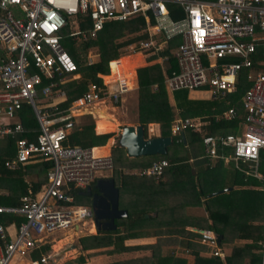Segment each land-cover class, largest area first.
Here are the masks:
<instances>
[{
	"label": "built area",
	"instance_id": "2783aa9c",
	"mask_svg": "<svg viewBox=\"0 0 264 264\" xmlns=\"http://www.w3.org/2000/svg\"><path fill=\"white\" fill-rule=\"evenodd\" d=\"M167 3L177 4L182 16L172 18ZM80 14L90 19L87 31L79 29L75 16ZM135 15L142 16L146 37L127 44L128 53L148 57L168 39L179 37L172 53L175 68L163 80L170 92L201 89L218 99L235 90L238 72L247 69L249 85L240 96V121L232 132L208 134L201 142L205 157L232 162L255 177L264 191V173L257 169L259 152L264 150V0H0V138L14 140L13 156L4 166L12 170L37 158L51 161L40 190L21 195L17 205H0V214L22 218L9 223L12 234L0 224V264H13L15 256L29 257L34 249L49 244L48 252L32 262L48 264L53 262V232L95 228L91 206L74 203L71 192L84 190L100 176L96 173L111 170L112 159L108 153H94L92 147L63 141L72 118L88 113L97 103L119 104L134 85L122 75L102 80L110 72L97 74L101 85L89 81L85 91L62 108L66 94L59 83L68 76L77 79L79 73L61 43V30L72 23L76 28L69 37L95 38L105 21ZM161 60L166 57L158 56L157 62ZM91 62L88 59L87 64ZM42 78L48 82L42 85ZM23 105L29 106L37 122L31 138L16 137L25 130L18 119ZM223 113L224 119L237 116L232 106ZM203 124L200 119L179 118L172 122L170 133L199 130ZM167 164L164 158L156 159L137 173L156 178ZM198 233L205 253L222 258L214 232Z\"/></svg>",
	"mask_w": 264,
	"mask_h": 264
},
{
	"label": "trees",
	"instance_id": "16d2710c",
	"mask_svg": "<svg viewBox=\"0 0 264 264\" xmlns=\"http://www.w3.org/2000/svg\"><path fill=\"white\" fill-rule=\"evenodd\" d=\"M167 9L174 19L183 14L174 3H167ZM75 18L79 29H89L90 19L87 14L76 15ZM67 26L61 30L62 45L70 39ZM144 27L140 15L124 20H107L95 38L82 39V48L66 46L64 49L76 64L79 77L72 79L68 76L65 82L59 83L66 94L60 106L66 107L71 99L85 91L89 81L101 85L97 74H107V63L121 56L127 44L144 39ZM165 42L162 49L146 58L148 61L157 56L166 57L163 68L158 63H151L136 69L137 122L142 125L144 132L148 123H157L159 136H169L171 142L165 154L151 155L146 162L130 164L128 161L124 165L125 170L116 169L115 164L112 165V178L116 179L114 185L118 189V207L125 209L126 215L114 220L115 228L112 230H97L93 234L79 237L80 249L109 247L105 250L108 253L137 248L150 251L149 256L104 264H259L260 254L256 250L264 244V191L259 189V181L255 177L245 175L232 163L226 167L220 158L205 157L201 142L205 135L223 133L236 126L239 118L222 119L221 113L231 106L237 114L240 113V96L249 85L245 78L247 69L238 72L235 90L227 93L223 99L194 100L187 97L186 89H179L172 92V104L168 100L163 80L164 75L175 68L171 51L179 42L175 38ZM67 45L72 44L68 42ZM89 48L95 49L97 59L87 64ZM47 82L42 78V85ZM176 115L199 117L204 124L199 130L184 129L183 137L179 133L171 134L170 124ZM78 118H72L73 126L63 144L100 146L112 135L95 134L89 114H82ZM18 119L25 130L16 137L31 138L37 131V122L29 106H22ZM77 120L80 122L77 123ZM13 142L12 138H0V205H17L19 197L28 194V191L34 195L46 183V171L51 166V161L37 158L18 168L7 169L4 161L13 156ZM226 151L224 149L223 153ZM158 158H164L168 163L158 177L140 176L137 173L140 167H146ZM134 166L138 169L132 173L130 169ZM257 169L264 173V150L259 152ZM228 187L223 192H216ZM79 192V189L71 192L74 203L88 205L90 198ZM189 206H203L204 217L187 215ZM21 219L0 214L2 225H8L12 220L18 223ZM191 228H208L220 234L219 244L229 245V253L223 258L207 255V247L198 242L199 234ZM143 236H154L155 240L140 246L124 244L126 239ZM237 240L247 242L238 244L235 243ZM176 246L182 247L192 259L188 261L182 255H175ZM48 249L47 244L34 249L30 259H38ZM76 262L82 264L83 255H79Z\"/></svg>",
	"mask_w": 264,
	"mask_h": 264
},
{
	"label": "rangeland",
	"instance_id": "374dc122",
	"mask_svg": "<svg viewBox=\"0 0 264 264\" xmlns=\"http://www.w3.org/2000/svg\"><path fill=\"white\" fill-rule=\"evenodd\" d=\"M76 28L74 24L72 23H68V30L70 31L72 28ZM82 39L81 38H78V37H74V38H71L67 41V43L69 42V44H72V45H67V43L63 42V45H64V48H66V46H72V47H79V48H82V43H81ZM175 51V49H174ZM173 51V52H174ZM88 55L86 56V63H88V59H91L92 61H95L97 59V54L95 52V49L94 48H89L88 51H87ZM127 54H132V53H128L126 50H124L123 54L122 55H126L124 57H129L131 55H127ZM146 56L144 55L143 57V60H145L146 63H144L142 60H141V63L139 65L136 66L137 67H141V66H144V65H147V64H151V63H155L158 61V59L156 58L155 60L154 59H151V60H148L146 61ZM119 58V57H118ZM158 63V62H157ZM131 64L132 63H129L126 65V67H131ZM111 61H109L107 63V69H108V72H110L109 76L111 78L113 77H120L121 75L123 77H125L128 81H129V76L128 74L130 75L131 74V71L128 73V71L124 70L125 72L123 73V71L119 72V73H114V71H112V67H111ZM160 65V64H159ZM164 65V63H163ZM161 66V65H160ZM162 67V66H161ZM129 70V69H128ZM101 79H107L106 76L105 77H101ZM164 83V82H163ZM165 87V85H164ZM166 88V87H165ZM196 90V91H195ZM132 91V92H131ZM131 91L129 90L127 93H125L124 95V100L122 102L121 105L117 104L115 105L114 109H105L103 107H100L98 109V113L99 112H102V114H99V118L106 116L105 113H110L108 115V119L109 121L111 122L112 120V116L115 118V120H117V123L118 125H125V123H134L135 121V118L133 116V107H134V104L132 105L130 101H134L135 99V91H137V89L133 90L131 89ZM177 91V90H176ZM191 91H194V92H191ZM199 91V92H198ZM203 91V90H202ZM167 94L169 97H171L172 95V92L166 90ZM191 92V93H195V92H198L200 95H202L203 97H207L208 94L207 92L205 93H202L201 90L199 89H193V90H187V97L192 99L188 93ZM204 92V91H203ZM136 96H137V92H136ZM127 97V98H126ZM110 105H113L114 104H110L109 105H106V106H110ZM224 112V111H223ZM222 112V113H223ZM221 113V115H222ZM95 117H92L90 115V119L91 120H94ZM107 118V117H106ZM77 119H79L77 117ZM176 119H179V118H176ZM194 121H199V117L196 118L194 117L193 118ZM222 119H224V113H223V116H222ZM82 120V118H80V121ZM201 120V119H200ZM79 120H77V123L80 122ZM206 123V122H205ZM172 124V123H171ZM149 124H147L148 126ZM171 126V125H170ZM112 136H115L112 135ZM111 137V136H110ZM109 137V138H110ZM118 137L119 136H116L115 137V145L116 146H119L118 145ZM177 150V148H176ZM123 149L121 147H114V148H111V154H112V160H113V165L115 164V168L116 169H124L125 168V163H128V161L123 157ZM230 165V164H229ZM228 164H227V167H230ZM113 169V168H112ZM111 169V170H112ZM111 170H103L101 171L100 173H96L95 175L98 176V175H101V176H108V175H111ZM125 170V169H124ZM134 172V171H133ZM132 172V173H133ZM192 207H195V209H193ZM191 209V212L192 214H189V216H201V217H204L205 215V212L203 211V206H189L187 207V215ZM6 225V224H5ZM7 228V232L10 234H12L13 232V226H11L10 224L6 226ZM203 229H208V228H203ZM191 230H194L198 233V231L202 230V229H198L196 230V228H191ZM211 230V229H209ZM213 231V230H211ZM96 230L95 228H87V230H81V231H77L76 233H69V232H65L64 231H56V232H53L52 235L50 236V238H54V241L50 242V244H53L52 246V249L54 251V254H53V262H49L48 264H78L76 262V258L79 256V255H83V250L80 249V246L78 244V238L83 236V235H89V234H93L95 233ZM214 232V231H213ZM199 234V233H198ZM214 234L216 235V241H217V244H218V247H219V250L223 253V256L227 253H229V249L230 246H225L224 244H219V241L217 240V234L214 232ZM12 237V236H11ZM60 240V242L58 243L57 241ZM220 240V239H219ZM60 244V245H59ZM175 255H182L184 256L188 261H190L192 258L191 256L187 255V253H185L186 251L183 250V248H175ZM208 255V254H207ZM86 254L83 255V257H85ZM88 256V254H87ZM222 256V258H223ZM27 257L26 256H15L13 259H12V262L13 264H22V263H27L29 261H27ZM27 261V262H26ZM29 264H31L29 262Z\"/></svg>",
	"mask_w": 264,
	"mask_h": 264
},
{
	"label": "crops",
	"instance_id": "0c3cea01",
	"mask_svg": "<svg viewBox=\"0 0 264 264\" xmlns=\"http://www.w3.org/2000/svg\"><path fill=\"white\" fill-rule=\"evenodd\" d=\"M175 39H176V42L178 43L179 42V37H174ZM166 43V42H165ZM165 43L164 44H161V47H160V49H162L163 47H164V45H165ZM159 49V50H160ZM174 51V50H173ZM173 51H171L172 53H173ZM171 53V54H172ZM127 55H131V56H129V57H124V56H126V55H121V56H119V58H117V60L118 59H121V58H130V57H132V59L134 58V57H137V56H141V58H140V61L142 60L144 63H146L145 62V60H143V56L141 55V54H139V53H135V54H127ZM151 55V54H150ZM158 59V56L157 57H155V58H152V59ZM129 60V62H131V61H134V59L133 60ZM151 60V59H150ZM167 60V59H166ZM166 60H161V61H159L158 62V64H160L161 66H162V68H163V63H165V61ZM113 61H115V60H111V64H112V62ZM141 62H139L137 65H139ZM155 63H157V62H155ZM137 65H134V66H132L131 67V69H129V70H127L128 71V73L131 71V74L129 75L128 74V78H129V81H131V84H133L134 85V88H132L133 90H135V89H137V77H136V69L138 68H136V66ZM111 67H112V65H111ZM113 71V70H112ZM126 71V70H125ZM125 71H123V73L125 72ZM135 72V73H134ZM115 73V72H114ZM107 78L108 77H110L109 75L108 76H106ZM166 89V88H165ZM167 90V89H166ZM199 90H201V89H199ZM131 91V90H130ZM196 91V90H195ZM204 91V90H203ZM202 90H201V92L202 93H205V91L203 92ZM132 92V91H131ZM136 92L137 91H135V99H134V101H130L131 102V104L133 105L134 104V107H133V116H134V118H135V121H134V123H125V125H136V124H138V122H137V96H136ZM173 92V91H172ZM191 92H194V91H191ZM191 92H189L188 93V95L192 98V99H194V100H200V99H211L209 96H207V97H203L202 95H200L198 92H195L194 94L193 93H191ZM129 93V92H128ZM127 98V97H126ZM224 98V96H222L221 98H218V99H211V100H220V99H223ZM125 98L123 97L122 98V101L120 102V104L119 105H121L122 104V102H123V100H124ZM168 100H169V102L170 103H172L173 101H172V96L171 97H169L168 96ZM173 104V103H172ZM106 105H109V103H106V102H103V103H97V104H95V105H93V106H91L89 109H88V113L87 112H85V111H83L84 113L83 114H89V115H91L92 117H95L94 118V120H93V132L95 133V134H103V133H112V135H114L115 134V136H112L111 135V137L109 138H107V140H106V142L103 144V145H100V146H92V148H93V150L94 149H106V151H100V152H97L98 154H109L110 155V157H111V159H112V154H111V148H114V147H121L122 149H123V151H124V153H123V156H125L127 159V161H129L130 162V164H131V162H132V164L133 163H135V164H140L141 162H146V159H147V157H149V156H151V155H141V156H134V157H131V156H128L127 154H126V151H125V149H124V147L122 146V145H120L119 143H118V145L119 146H116L115 145V137L116 136H119L120 135V133H121V130H122V127L123 126H125V125H118V123H117V120H115V118L112 116V120H111V122L109 121V119H108V115L110 114V113H105L106 114V117H101V118H99V117H97L98 115V109L100 108V107H103V108H105V109H107V108H109V109H114V107H115V105L113 106V105H110V106H106ZM175 112H176V109H175ZM238 112H240L239 114H237V116L235 117V118H239V121H240V114H241V107H240V110L238 111ZM176 118H185V117H180V116H177L176 115V117L172 120V122L174 121V120H176ZM187 118H191V119H193L194 117H187ZM196 118H198V117H196ZM234 118V119H235ZM76 121V120H75ZM239 121H237V123L239 122ZM171 122V123H172ZM237 123H236V125H237ZM149 125L148 126H146V132H145V137H151V136H157V135H159L158 134V126H157V123H148ZM171 125V124H170ZM148 128H151V132L149 133L148 132ZM169 130H170V128H169ZM234 129H232V128H230V130H228V131H225V132H223V133H215V134H224V133H227V132H232ZM95 153V152H94ZM152 155H154V154H152ZM159 159V158H158ZM112 163H113V160H112ZM140 168H142V167H140ZM136 169H138V167H132L131 169H130V172H133V171H135ZM112 172H113V169L111 170V175H108V176H98V178H100V177H102V178H112L113 177V175H112ZM97 178V177H96ZM112 180H113V183H114V181L116 180V179H113L112 178ZM116 183V182H115ZM115 186V185H114ZM223 192V191H222ZM120 208V207H119ZM193 209H195V207H192ZM191 208V209H192ZM123 209V208H122ZM190 209V208H189ZM191 209H190V211H189V213L188 214H192V212H191ZM187 211V210H186ZM152 215V214H151ZM91 230H92V228H91ZM154 240H155V237L154 236H143V237H137V238H129V239H126V240H124V244L125 245H127V246H140V245H144V244H151V243H153L154 242ZM60 240H58L57 242H59ZM245 242H247V240H237V241H235V243H238V244H242V243H245ZM260 244V243H259ZM263 245V244H262ZM180 246H176L175 248H179ZM180 248H182V247H180ZM109 249V247H103V248H98V249H88V250H83L84 252H83V255L84 254H86V256L85 257H83L84 258V262L82 263V264H104V263H108V262H112V261H122V260H126V259H131V258H136V257H144V256H149V254H150V251H149V249H141V248H137V249H131V250H128V251H122V252H118V253H108V252H106L105 250H108ZM229 249V248H228ZM229 251V250H228ZM48 252V251H47ZM46 252V253H47ZM256 252H258L259 254H260V263L259 264H264V251L262 250V246L260 245L259 246V248L256 250ZM174 253H176V252H174ZM42 254H44V253H42ZM87 254H88V256H87ZM177 254V253H176ZM27 261H29L30 263L31 262H33L32 260H30V256L29 257H27ZM26 261V262H27ZM29 262H27V263H29ZM25 263V262H24ZM24 263H22V264H24ZM31 264H33V263H31Z\"/></svg>",
	"mask_w": 264,
	"mask_h": 264
},
{
	"label": "water",
	"instance_id": "95a60500",
	"mask_svg": "<svg viewBox=\"0 0 264 264\" xmlns=\"http://www.w3.org/2000/svg\"><path fill=\"white\" fill-rule=\"evenodd\" d=\"M183 137V132H180ZM169 136L145 137L142 125H125L118 137V143L122 145L128 156H141L152 154H165L166 147L170 144ZM94 192L87 186L79 193L90 198V206L93 210V222L97 230H112L115 228L114 220L126 215V210L118 207V189L114 186L112 178H96ZM229 189L217 190L219 193ZM221 238L217 234V240Z\"/></svg>",
	"mask_w": 264,
	"mask_h": 264
},
{
	"label": "bare ground",
	"instance_id": "6f19581e",
	"mask_svg": "<svg viewBox=\"0 0 264 264\" xmlns=\"http://www.w3.org/2000/svg\"><path fill=\"white\" fill-rule=\"evenodd\" d=\"M140 58H141L140 55L137 56V57H134V58H133L134 61H131V62H129V60H131L132 57H130V58H121V59L115 60V61L112 62V70H113L115 73H119V72H121V71L131 69L132 66H134V65H136L137 63L141 62V61H140ZM133 59H132V60H133ZM129 63H132V64H131V67H129V66L126 67V65L129 64ZM99 114H102V112H99V113L97 114V115H98L97 117H99ZM103 117H106V116L103 115ZM93 152L97 153V152H99V149H94ZM59 242H60V241H59ZM59 242H58V243H59ZM59 245H60V244H59Z\"/></svg>",
	"mask_w": 264,
	"mask_h": 264
},
{
	"label": "clouds",
	"instance_id": "9594fccd",
	"mask_svg": "<svg viewBox=\"0 0 264 264\" xmlns=\"http://www.w3.org/2000/svg\"><path fill=\"white\" fill-rule=\"evenodd\" d=\"M144 129V128H143ZM146 132V131H145ZM145 132H144V135H145ZM181 132H183V131H181ZM179 134H180V132H178ZM222 160V159H221ZM222 162H223V164H224V161L222 160ZM230 163H232V162H228L227 164L229 165ZM227 164H224V166H226L227 167ZM232 165H233V163H232ZM98 178V177H97ZM96 179V178H95ZM89 186V185H88ZM81 191V190H80ZM88 205H90V203L88 204ZM96 230V229H95ZM47 245H49V244H47ZM49 247V246H48ZM50 249V248H49ZM48 249V250H49ZM31 260V259H30ZM32 261H35V260H32ZM32 263V262H31Z\"/></svg>",
	"mask_w": 264,
	"mask_h": 264
},
{
	"label": "flooded vegetation",
	"instance_id": "af4514ba",
	"mask_svg": "<svg viewBox=\"0 0 264 264\" xmlns=\"http://www.w3.org/2000/svg\"><path fill=\"white\" fill-rule=\"evenodd\" d=\"M94 182H95V179L89 184V186L91 187V192H94L95 189H94Z\"/></svg>",
	"mask_w": 264,
	"mask_h": 264
}]
</instances>
